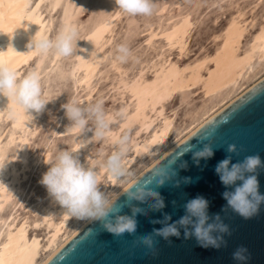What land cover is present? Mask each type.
Wrapping results in <instances>:
<instances>
[{
  "label": "rangeland",
  "instance_id": "1",
  "mask_svg": "<svg viewBox=\"0 0 264 264\" xmlns=\"http://www.w3.org/2000/svg\"><path fill=\"white\" fill-rule=\"evenodd\" d=\"M35 1L37 0H33V3ZM43 4V16L50 18L52 22L48 36L54 37L62 28L72 25L78 30L79 41L74 54L70 57H58L52 53L47 56L36 54L32 60L23 65L19 77L22 78L30 72V69H34L41 76L42 96L49 101L42 113L29 114L32 118L29 124L24 121L25 124L23 122L24 125L20 126L15 124L13 115L12 117L10 115L11 119L7 115L11 109L9 106H6L0 115V141L1 149L4 151L1 156L3 160L0 159V180L1 182L9 181L12 178L13 169L21 173H19L20 183L16 185L21 191L20 195H16L0 207L1 229L10 216L12 219L18 215L17 218L20 220L25 215H29L31 221H41L49 208L50 202L48 204V201H51L45 187L40 183L42 174L50 166L47 161L52 160L60 150L80 149L77 146L78 143L92 136L90 131L81 133L78 129L66 130V127H70V121L65 116L62 105L68 100L75 99L81 103H92L102 99L107 113L116 118L111 135L127 133L130 138L127 156L130 157L133 155L134 140H140L148 136V133L142 131L137 136V124L130 128L122 126L125 114L124 117L118 114L124 113L123 109L130 104L131 95L129 91L125 92L122 81L133 80L142 70L145 71L147 78H153L159 64L166 61L176 62L180 67L186 68L213 56L221 46L226 29L233 19L239 18L238 20L247 27L242 37L241 51L251 46L254 36L264 26V0H154L153 14L147 17H132L123 14L117 8L115 0H45ZM116 15L118 18L111 26L113 31L109 30L106 33V38L111 40L104 48L106 58L89 85L81 82L80 78L85 69H79V67L85 53L90 50L99 33ZM184 22L190 26L186 34L187 43L182 50L181 46L173 44V33ZM121 43L128 44L132 51V58L126 63H120L115 59L116 46ZM37 63H42V65L36 67ZM260 63H264V59L259 60L257 56L253 65L258 66ZM210 65L212 66V63L209 62L207 67H211ZM37 68H40V71ZM207 71L206 68L203 73ZM205 94L203 86H191L178 90L165 101L164 112L174 121L171 143L175 138L176 129L190 122L196 109L198 110L204 103L212 102L218 96L217 94L212 96ZM133 108L134 104L129 106V109ZM118 129L120 131L116 132ZM13 133L14 141L13 137L11 140ZM111 135L103 141H95L80 149L81 161L90 162L98 169L103 160L115 150L116 139ZM9 136L10 139H8ZM19 136L22 141L18 138ZM24 142L28 146L25 157L22 156ZM7 161L12 163L14 168L13 165L7 164ZM148 162V155H139L133 162V168L139 171ZM22 169H25L24 173ZM99 181L102 190L107 193L111 187L107 171L99 177ZM56 205L59 206L57 202ZM59 217L60 214L56 210L52 219L57 221ZM74 220L79 219L74 218ZM34 226H30V234L36 231L42 238L46 237L47 223L42 222L41 225Z\"/></svg>",
  "mask_w": 264,
  "mask_h": 264
},
{
  "label": "bare ground",
  "instance_id": "2",
  "mask_svg": "<svg viewBox=\"0 0 264 264\" xmlns=\"http://www.w3.org/2000/svg\"><path fill=\"white\" fill-rule=\"evenodd\" d=\"M44 1L37 0L33 3V0H0V61L10 62L16 69L18 77L22 73L21 69L23 65L32 60L37 54L35 50L28 48L30 39L34 35L48 36L49 34L52 22L50 18L43 16L42 6L44 5ZM116 18H118V15L112 20L109 19L110 21L103 28L102 32L99 33L90 50L86 51L87 53H85L86 55L79 67V69H85L81 78L79 76L81 82L89 85L101 63L106 58L104 48L108 44V41H111L106 38V33L112 30L111 26H113ZM238 19H233L229 23L223 42L213 56L202 59L195 65L186 68L180 67L176 62L166 61L161 65L159 64V67H155L156 72L153 78H147L145 71L142 70L133 80L121 82L125 92L129 91L131 93L130 104L128 103L129 105L123 109L125 118L122 126L130 128L137 124V136L142 131H146L148 136L142 137L140 140L135 139L134 144L132 143L134 146L133 155L126 158L130 175L122 179H116L108 173L111 187H109L110 190L106 194L110 199L116 198L160 159L235 102L251 87L264 79V63H260L258 66L253 65L257 56L259 60L264 59V26L254 36L251 46L245 51H241L242 37L247 27L246 24H243ZM189 26L190 24L186 22L181 23L176 32L174 31L175 33H173V44L181 46L182 50L187 43L186 34ZM111 37L110 39H112ZM209 62L212 63L211 67H207ZM40 64L42 65V63ZM40 64L37 63L36 67L40 66ZM206 68L208 71L203 73V70H206ZM39 69L37 68L38 71H40ZM33 70L30 69V71ZM188 70H190L189 73H186ZM198 85L203 86L207 95L212 96L217 94L218 96L216 99H212V102L204 103L198 110L196 109L191 121L184 125L182 123V126L176 129L175 138L171 143L170 137L173 135L174 121L172 117L165 114L164 103L178 90ZM132 104H134V108L129 109V106H132ZM6 106L11 108L10 110L8 109L10 112L6 113L10 119L12 117L11 113L15 112L13 117H15L14 121L16 125L20 126L24 121H26V124H29V121L32 119L29 113L26 115L25 111L11 100L0 99V115L4 112L3 109ZM159 120L160 122H158ZM68 128L66 127V130ZM72 130H75V128L68 131ZM118 131L120 129L116 132ZM111 136L116 139L119 137V133H114ZM12 137L14 141V133L11 135V140ZM20 137L18 138L20 139ZM8 139H10V136ZM87 139L89 137L85 140ZM20 140L22 141V139ZM81 142L77 145L79 148L81 147ZM22 148V156L25 157L28 149L27 144ZM3 152L0 141V159H2ZM46 155L48 157V154ZM139 155H148L149 162L144 168L137 171V168H133V162ZM23 159L25 160L26 158ZM24 160L23 163L25 162ZM8 163L10 164L9 161H7ZM83 163L87 164V161ZM88 163L90 164V162ZM10 165L13 164L11 163ZM12 167L14 168V165ZM23 170L25 169L21 171ZM106 171L101 165L98 168V178ZM19 173L20 171L18 172L16 169H13L12 178L9 181L1 182L0 180V207L11 201L16 195H20L21 191L16 186L20 183L19 175L21 173ZM50 199L51 201H48V204L50 202L51 205L49 204V208L47 212L45 211L46 213L43 215L41 221H31L29 215V217L25 215L20 220L17 218L18 215L10 219L11 214L9 215L10 218L4 223L3 228H0V264H45L56 251L70 241L91 221L87 219L75 221L74 218L69 217L64 212L60 205H56V201L53 198L50 197ZM56 210L59 212L60 217L57 221H54L52 215ZM34 220H36L35 217ZM42 222L44 224L47 223L46 237L42 238L36 231L35 233L32 232L34 234H30V226L41 225Z\"/></svg>",
  "mask_w": 264,
  "mask_h": 264
},
{
  "label": "clouds",
  "instance_id": "3",
  "mask_svg": "<svg viewBox=\"0 0 264 264\" xmlns=\"http://www.w3.org/2000/svg\"><path fill=\"white\" fill-rule=\"evenodd\" d=\"M115 4L123 14L132 17L151 16L155 7L154 0H115ZM78 41L77 28L69 25L62 28L54 37L34 35L28 43V48L44 56L52 53L58 57H70L74 54ZM131 58L132 51L128 44L121 43L116 46L117 61L126 63ZM0 99L11 100L30 115L42 113L49 102L42 96L41 76L37 71H30L21 78L17 76L14 66L5 61H0ZM62 108L70 121L67 131L75 128L81 133L89 131L92 133L89 139L82 140L80 149L95 141H103L111 135L112 127L116 124V118L107 113L102 99L92 103L68 100ZM11 115L14 116L15 112L13 111ZM118 115L123 116L124 113L120 112ZM129 144L128 134L121 133L115 140V150L103 160L102 166L116 179L130 175L126 159ZM80 149L60 150L56 153L52 160L47 161L50 166L40 180L48 195L69 217L99 221L102 228L114 236H122L126 233L133 235L137 232V215H147V211L133 201L147 203L148 209L153 211L165 207L164 199L156 189L172 180L177 174L174 168L171 174L166 171L158 173L159 179L155 181V188L150 186L151 182L133 184L125 190V200L117 205L116 200L110 199L102 190L97 167L81 161ZM226 151L235 153L236 145H228ZM187 152H192L193 159L197 163L200 159L207 160L214 154L209 144H203L202 148L190 145L185 150V153ZM230 161L231 155L219 161L215 166L216 174L226 187L236 185L237 181L242 183L236 185L234 191H224L222 196L227 201V206L234 212L244 218H250L258 212L260 204L264 202V195L259 192L257 178V169L264 168V163L259 154L247 155L243 161L232 163L231 167H229ZM171 164L175 165L176 161H172ZM180 167L184 168L186 164L182 163ZM174 186H179V181H176ZM173 203L175 204V201ZM208 205L209 202L203 196L188 200L183 205L186 212L184 216L172 223H168L171 220L170 214H165L163 220L152 221V223H162L164 226L140 237V242L147 248L154 249V237H161L164 240H168L171 236L179 237V229L182 227L185 238L195 236L201 246L219 247L222 237L213 236L212 233L227 232L228 228L221 222L219 215L214 217V222H208ZM125 207L131 209V215L122 214ZM243 251L244 249L237 250L233 254L234 258L243 260Z\"/></svg>",
  "mask_w": 264,
  "mask_h": 264
},
{
  "label": "water",
  "instance_id": "4",
  "mask_svg": "<svg viewBox=\"0 0 264 264\" xmlns=\"http://www.w3.org/2000/svg\"><path fill=\"white\" fill-rule=\"evenodd\" d=\"M203 144L213 148L214 154L207 160L200 159L197 163L192 152L185 153L190 145L202 148ZM230 144L236 145L235 153L226 151ZM252 154H259L264 163V79L129 186L151 182L150 186L155 188L158 173L166 171L171 174L173 168L177 173L171 181L156 189L164 199L165 207L161 210L153 211L148 209L147 203L133 201L147 211V215H137L135 234L114 236L102 228L101 222L91 220L45 264H264V202L250 218L234 212L227 206L222 193L234 191L235 186L242 181L226 187L215 172L218 162L229 155L231 167L232 163L241 162L245 156ZM174 160L176 164L172 165ZM182 163L186 167L181 168ZM257 173L259 192L264 195V168L257 169ZM176 181H179V186H174ZM125 190L113 199L117 205L125 200ZM197 196H203L209 202V223L214 222V217L219 215L221 222L227 225V232L212 233L213 236L222 237L219 247L201 246L195 236L185 238L182 227L179 237L171 236L168 240L154 237V249L140 242V237L164 226L152 221L163 220L165 214L171 215L168 223L177 221L186 214L183 205ZM122 214L131 215V209L125 207ZM239 249H244L243 260L233 256Z\"/></svg>",
  "mask_w": 264,
  "mask_h": 264
}]
</instances>
